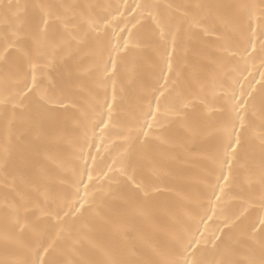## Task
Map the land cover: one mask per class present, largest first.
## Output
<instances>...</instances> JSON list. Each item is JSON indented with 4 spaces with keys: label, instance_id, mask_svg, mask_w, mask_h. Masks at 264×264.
<instances>
[{
    "label": "snow or ice",
    "instance_id": "1",
    "mask_svg": "<svg viewBox=\"0 0 264 264\" xmlns=\"http://www.w3.org/2000/svg\"><path fill=\"white\" fill-rule=\"evenodd\" d=\"M7 7L10 8L11 5ZM17 7L19 8V5ZM32 7L37 12L30 20L16 13L15 23L9 25V30L0 36L2 72L0 111L5 116L7 129L5 141L0 146V171L4 173V187L16 191L17 179L21 184L25 183L23 176H13L12 183L8 182V176L12 174L10 169L15 168L11 129L18 116L30 130H35L36 138L40 139L45 125L52 123L57 112H68L71 109L78 113L75 128L80 130L81 136L78 141L77 159L83 160V164L78 170L73 168L71 177L62 181L67 185L62 192L56 195H51L47 191L41 193L42 204L37 201L30 205L19 192L17 196L23 203L10 204L8 196L5 195L2 242L6 258L0 260V264H264V215L257 217L258 224L253 221L235 236L233 233L237 230L243 213L232 218L225 216L221 223L214 227L209 224L214 218L219 219L222 214L217 212L219 205L212 200V196H215L216 201H220V193H223L227 186L221 183V178L228 182L232 177L233 168L239 165L246 170V182L249 186L253 183L254 176L248 163L253 150L246 148L248 144L246 134L252 127L250 111L252 116H258L262 130L258 137L260 153L258 182L262 189L258 205L264 209V71L260 72L262 95L258 112L253 91H247L240 80L234 79L231 85L222 84L223 99L227 106L221 109L226 113L223 119L218 123L203 122L205 135L218 138L215 149L205 156L211 164H218L220 169L219 174H215V169L209 167L204 177L206 187L210 190L209 208L203 209L200 213L196 207L191 208L186 214L187 222H181L174 228L164 245L153 246L149 242L154 258L133 259L132 257L136 256L135 248L124 252L119 243L109 246L98 245L89 240L85 231L88 225L85 223L77 227L75 222L88 208L95 206V196L89 190L93 189L96 181H106L109 191L112 183H119L116 176L109 175L114 169L126 181L128 192L133 198L142 195L147 199L148 189L136 178L137 161L134 159L136 146L146 148L149 145V138L155 136L152 129L161 126L162 116L172 115L183 121L188 120V113L184 109L190 106L189 102L182 99L179 107H176L169 106L165 100L166 93L169 92L166 86L174 67L173 56L182 32L185 41H191L195 38L193 29H199L205 36L210 35L212 29L203 23L202 18L190 16L186 11L181 12L185 19L180 21L170 13L162 14L159 11L161 7L171 9L173 6L170 4L161 6L136 3L135 7L125 4L123 9L117 5L115 15L112 11L108 12L111 19L97 18L92 13V9L97 7L95 5L37 3ZM107 7L112 8L111 5ZM194 7L207 9L209 14L213 10L223 9L225 16H218V19L222 22L226 19L231 31L238 34L242 40L247 33H251L242 50H233L227 45L224 48L231 57L239 56L247 70L248 63L257 54L254 39L257 29L260 35L264 36V0H259V4L236 2L197 4ZM129 8L131 12H128ZM146 19L155 26L154 36L158 45L164 48L163 62L167 64V72L163 67L160 70L164 84L159 89H154L146 97V102L138 104L136 110L125 115L122 124V134L127 145L125 153L118 160L114 159L112 164L106 165L107 172L101 175L102 170L98 171L94 179L96 157L92 156L90 151L87 153L84 151L85 144L89 149L92 147L89 143V128L92 129L94 139L97 127L101 124L107 127L114 120L118 68L129 48L139 46L134 38V30ZM184 24H187V28H184ZM109 28L112 29L110 35L107 31ZM125 32L127 36L123 35ZM248 43L252 45L251 51L247 47ZM259 52L260 68H264V40L260 41ZM57 60L63 70L58 71L57 76L53 77L47 70L55 68ZM240 74L243 75V70ZM86 81L91 87H88ZM109 81L113 86V103H109L107 99ZM238 83L241 84L239 93L235 87ZM96 90H104V100L103 102L97 100V103L89 105L87 109L78 106L75 100L68 99L76 91H88L96 98L98 97ZM162 101L164 112H161ZM105 106L108 110L107 120L104 119ZM32 112L37 116L35 122L31 119ZM193 119L195 121V118ZM186 131L193 137L196 135L192 127L186 126ZM155 139L161 143L165 142L161 136H155ZM89 157L92 159V165L88 163ZM242 160L246 162L241 164ZM20 162L26 163L22 156ZM225 164L228 166L227 175L223 172ZM214 175L215 183L212 182ZM217 188L220 189V193H217ZM96 190L104 191V185L101 184ZM133 203L137 204L140 214H145L142 205L135 199ZM256 203L252 201L249 206ZM244 212H247V209H244ZM113 231L120 234L125 229L113 225ZM84 241H88L91 247L97 250L98 258L87 260L74 258L79 255ZM209 241L216 255L212 260H205L201 245H207Z\"/></svg>",
    "mask_w": 264,
    "mask_h": 264
},
{
    "label": "bare ground",
    "instance_id": "2",
    "mask_svg": "<svg viewBox=\"0 0 264 264\" xmlns=\"http://www.w3.org/2000/svg\"><path fill=\"white\" fill-rule=\"evenodd\" d=\"M236 2L259 4V0H0V36L9 30V25L15 23L16 13L30 20L37 12L32 6L37 3L95 5L97 7L92 9V13L97 18L107 17L108 19H111L108 12L112 11L115 15L117 5L123 9L125 4L131 7H135L136 3L161 6L170 4L173 6L171 9L161 7L159 11L162 14H172L177 21L185 19L181 16V12L186 11L190 16L196 15L202 18L203 23L212 29L211 34L207 36L199 29H193L195 38L191 41H185L182 32L173 56L174 67L166 86L169 92L166 93L165 100L169 106L175 105L176 107H179L182 99L189 102L190 106L184 109L188 113V120L183 121L172 115L162 116L161 126L152 129V132L155 136L163 137L165 142L161 143L153 136L149 138V145L146 148L136 146L134 152V159L137 161L136 178L148 189L147 199L142 195L133 198L128 192L126 181L115 169L109 175L116 176L119 183H112L110 191L106 181H96L93 189L89 190L95 196V206L88 208L84 215L75 222L77 227L85 223L88 225L85 231L88 233L89 240L103 246L119 243L124 252L135 248L136 256H133V259L154 258L149 242L153 246L164 245L169 239V233L181 222H187L186 214L191 208L196 207L198 213L209 208L210 190L206 187L204 177L209 167L215 169V174H219L220 169L218 164H211L205 156L215 149L218 138L205 135L203 122L218 123L223 119L226 113L221 109L227 106L223 99L222 84L231 85L234 79L240 80L247 91H253L258 112L262 95L259 83L260 72L264 71V68H260L259 45L260 41L264 40V36H261L257 29L254 38L257 54L245 70L244 61L239 56L231 57L228 52L224 51V48L227 45L233 50H242L251 33H247L245 39L242 40L238 34L229 29L226 19L223 22L218 19V16H225L223 9L213 10L209 14L207 9H196L194 6ZM8 5L11 7H7ZM109 5L112 6L111 9L107 7ZM128 12H131V8ZM113 23L115 24V21ZM122 24L123 22L121 26ZM101 26L103 27L102 20ZM253 27L256 26L253 25ZM184 28H187V24H184ZM116 30L119 31V28ZM107 31L110 35L112 29L109 28ZM154 32L155 26L148 19L134 30V38L139 46L129 48L127 55L123 58V63L118 68L114 120L107 127L103 124L97 127L94 139L92 129L89 128V143L92 147L89 149L85 144L84 151L85 153L90 151L92 156L96 157L94 179L98 171L102 170L101 175L107 172L106 165L112 164L114 159L118 160L125 153L127 145L122 134L125 115L136 110L138 104L142 101L146 102V97L154 89H159L164 84L160 71L163 67L167 72V64L163 62L164 48L158 45ZM123 35L127 36V32ZM247 47L251 51L250 43ZM105 58H107L106 55ZM62 70L57 60L56 67L47 71L56 77L58 71ZM241 70H243V75L240 74ZM30 79L29 74V82ZM86 84L91 87L87 81ZM0 86H2V72H0ZM235 87L239 93L241 84L238 83ZM96 91H98L96 98L88 91H76L68 99L75 100L78 106L87 109L89 105L97 103V100L103 102L104 90ZM156 94L159 95V92ZM112 95L113 86L109 81L107 86L109 103H113ZM153 106H155L154 100ZM103 111L104 119L107 120V106ZM164 111V101H162L161 112ZM78 115L71 109L68 112H57L52 123L45 125L40 139L36 138L35 130H30L20 116L14 122L11 138L15 168L10 169L12 174L8 176V182L12 183L13 176H23L25 183L21 184L17 179L16 191H12L11 188L6 189L4 173L0 171V260L6 258L2 242L5 195L8 196L10 204L23 203L17 196V192L21 193L30 205L37 201L42 204L41 193L47 191L51 195H56L62 192L67 187L62 181L71 177L73 168L78 170L83 164V160L77 159L78 141L81 136L80 130L75 128V119ZM31 119L33 122L36 121L35 112L31 113ZM249 119L252 121V127L246 134L248 138L246 148L253 150L250 161H248L254 176L253 183L249 186L246 182V170L237 165L233 168L232 177L228 182L221 178V183L227 185L223 193H220L219 188L216 189L217 193L221 194V200L217 202L215 196H212V200L219 205L217 212L222 213L219 219L214 218L209 222L213 227L220 224L225 216L232 218L241 216L243 213L239 226L233 233L234 236L253 221L258 224L257 217L264 215V209L258 205L262 194L261 185L258 182L260 163L258 137L262 130L258 116H252L251 111ZM186 126L195 129L194 137L186 131ZM6 134V119L0 111V146L3 145ZM21 156L26 163L20 162ZM245 162L242 160L241 164ZM88 163L92 165L91 157ZM223 172L225 175L228 174L227 164L224 165ZM85 179H87L86 176ZM212 182L215 183V175L212 177ZM101 184L104 185V191H97L96 189ZM81 195H83V188H81ZM133 199L144 207L145 214H140ZM252 201L257 203L249 206ZM85 207L87 208V205ZM244 209H247V212H244ZM209 215H211L210 210ZM113 225H119L125 231L116 234L113 231ZM200 227L203 228V225ZM201 248L205 260H212L216 255L211 241L207 245H201ZM74 258L96 259L98 252L91 247L88 241H84L79 255Z\"/></svg>",
    "mask_w": 264,
    "mask_h": 264
}]
</instances>
